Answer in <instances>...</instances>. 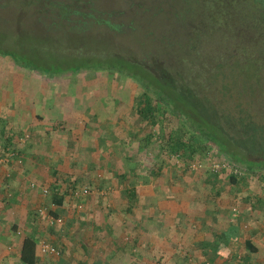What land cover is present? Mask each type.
Returning a JSON list of instances; mask_svg holds the SVG:
<instances>
[{
    "label": "crops",
    "instance_id": "1",
    "mask_svg": "<svg viewBox=\"0 0 264 264\" xmlns=\"http://www.w3.org/2000/svg\"><path fill=\"white\" fill-rule=\"evenodd\" d=\"M137 88L0 55V240H264L262 177L184 164L142 133ZM23 242L0 241V264L264 263V241H34L31 262Z\"/></svg>",
    "mask_w": 264,
    "mask_h": 264
},
{
    "label": "trees",
    "instance_id": "2",
    "mask_svg": "<svg viewBox=\"0 0 264 264\" xmlns=\"http://www.w3.org/2000/svg\"><path fill=\"white\" fill-rule=\"evenodd\" d=\"M186 1L206 21L203 17L197 25L187 19L181 21L179 8L174 6L166 15L168 22H162L163 27L160 25L159 30L165 31L156 39L154 33L150 36L152 46L145 47L143 41L150 30L146 32L145 28L138 36L142 50L137 53L128 47L111 45L114 36L135 30L138 15L130 7L134 5L132 0L125 1L123 7L112 8L98 0H27L26 4L33 5L40 21L42 16L47 18L40 25L51 22L60 28L63 36L74 25L82 27L79 22H83L91 24L85 26L90 37L79 45L72 41L76 38L73 34L68 47L50 53L48 49L5 47L0 48V55L50 75L100 70L129 77L140 89L138 112L142 117L157 122L161 106L160 115L177 119L179 125L161 138L164 147L177 154L184 164L190 167L194 159L202 163L210 154L213 159L238 164L264 179V95L260 103L253 101L256 89L264 88L262 75L259 76V72L264 73L261 70L264 55L248 51L250 44L264 45V0ZM161 2L157 1L155 12L161 11ZM224 25L228 29L225 40L233 45L234 57L241 50L247 59L241 62V67L246 69L243 74L224 70L227 54L221 45H226L225 40L208 38L217 30L223 31ZM212 40L220 46L213 49ZM34 246V241L23 242V261L31 262L28 256ZM249 247L254 250V246L249 244Z\"/></svg>",
    "mask_w": 264,
    "mask_h": 264
},
{
    "label": "rangeland",
    "instance_id": "3",
    "mask_svg": "<svg viewBox=\"0 0 264 264\" xmlns=\"http://www.w3.org/2000/svg\"><path fill=\"white\" fill-rule=\"evenodd\" d=\"M27 0H0V48L5 47H16V48H22L26 50H43L48 49L49 53L55 50L65 49L68 47V40L70 36L75 34L76 38H74L73 42H79V45H82L84 42H86L87 39H89L90 32H87L85 26L89 27L91 24H84L83 22H79L82 27L78 28L79 26L74 25L72 28L68 29L67 33H63V36L60 35V28H55V24L49 22L47 26L45 24L40 25L41 23L45 22L47 18L45 16L40 17L38 19L35 9L33 5L26 4ZM102 2L106 7H115L121 6L123 7L125 5V1L127 0H98ZM134 5L131 4L130 7L136 12L138 15V22H136V27L134 32L129 30V35L131 34V37L128 36L127 33H124L125 35H116L113 37V42L111 41L112 47H128L132 51H135L137 53H140V44L138 43V36L142 33V31L147 29L150 30V33L143 37L144 46L150 47L152 46V41H150V36L154 33V38L158 37L160 33L162 34L165 30H159L161 29V23L167 21L166 15L169 13L170 9H173L174 6L179 8L178 10V18L183 21L184 19H187V21L191 22L192 25H197L199 22H201L203 19L205 20V17L201 15H196L194 12V6H190V1L181 0V4L179 5L180 0H162L159 7H161L160 12H155L157 10L156 3L158 0H132ZM135 2H141L142 5H136ZM212 2V1H211ZM193 3V2H192ZM110 5V6H109ZM192 9V11L190 10ZM226 15V14H225ZM227 16V15H226ZM117 17H121V15H118ZM203 17V19H202ZM164 19V21H163ZM224 20V19H223ZM174 20H171L170 22H173ZM203 21V22H204ZM168 22V21H167ZM237 25L239 26V22H237ZM164 26V23H162V27ZM225 26V25H224ZM228 27V26H227ZM214 28V27H213ZM212 28V29H213ZM213 30H216L215 28ZM227 28L226 26L223 28V31L217 30V33L211 34L208 38H222L225 40L227 35ZM98 37H100V33H98ZM60 35V36H59ZM62 37H65L64 39ZM62 38V39H57ZM111 38V37H110ZM211 40V39H210ZM102 41V40H100ZM67 43V44H66ZM225 40L226 45H221V49L225 50L226 54V63L224 67L225 71H228V73H239L245 72V68L241 67V62L247 60L245 57H243V51H237L236 57H234L232 53V44ZM251 45V44H250ZM249 45V46H250ZM156 49L158 48V44L155 45ZM220 44H216L215 40H212L211 47L213 49H216L219 47ZM248 46V51L251 53H256L258 55L263 56L264 55V45L261 43L253 44L250 47ZM209 49V48H208ZM209 49V50H213ZM216 51V50H215ZM33 52V51H32ZM246 62V61H245ZM229 63V64H227ZM231 63V64H230ZM246 66V65H245ZM240 68V69H238ZM245 69V70H243ZM248 70V69H247ZM261 70H264L261 69ZM84 71V70H81ZM91 71V70H90ZM72 71H68L65 73H71ZM64 74V73H63ZM243 74V73H242ZM262 75V79L264 80L263 72H259V76ZM129 78V77H128ZM131 79V78H130ZM138 92L140 89H138ZM135 91V90H134ZM134 100L136 101L137 93H134ZM255 99H253L254 102L260 103L263 100L264 95V88L258 87L255 91ZM138 102L137 105H139V99L136 101ZM155 104V103H154ZM260 105H254V106H261ZM161 106L159 107V119L156 122L150 121L149 125H147L145 128L142 129V133H144L146 130L158 132L159 134H169L170 130L172 128H175L179 125L177 119L173 116H168V114L160 115L161 113ZM139 109V107H138ZM140 115V114H139ZM141 116V115H140ZM142 117V116H141Z\"/></svg>",
    "mask_w": 264,
    "mask_h": 264
},
{
    "label": "built area",
    "instance_id": "4",
    "mask_svg": "<svg viewBox=\"0 0 264 264\" xmlns=\"http://www.w3.org/2000/svg\"><path fill=\"white\" fill-rule=\"evenodd\" d=\"M28 137V134H24L21 136L20 138V142L25 141L26 138ZM15 154V151L12 150L11 148H4V156H0V160L1 159H5L7 160L8 157H11ZM201 163L200 162H192L190 164V167L192 168H196L197 166H199ZM210 167L214 170H218V169H224L226 170L229 174L234 175L236 177H247V176H254L256 174H254L252 171L247 170L246 168H244L243 166H240L238 164H234L231 163L229 161H225L222 158H215L210 162ZM261 180L259 181V184L262 188H264V179L260 178ZM87 188H84L83 191H87ZM236 211V210H235ZM42 251H51L54 252L55 249L53 247H50L48 245H42Z\"/></svg>",
    "mask_w": 264,
    "mask_h": 264
}]
</instances>
